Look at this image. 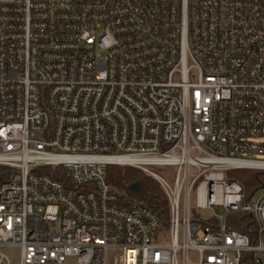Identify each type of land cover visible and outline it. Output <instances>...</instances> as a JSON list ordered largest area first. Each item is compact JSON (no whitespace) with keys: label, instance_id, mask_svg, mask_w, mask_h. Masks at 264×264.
<instances>
[{"label":"built area","instance_id":"built-area-1","mask_svg":"<svg viewBox=\"0 0 264 264\" xmlns=\"http://www.w3.org/2000/svg\"><path fill=\"white\" fill-rule=\"evenodd\" d=\"M254 156L264 0H0V248L19 264H264V185L233 175L264 172ZM113 166L154 179L167 219Z\"/></svg>","mask_w":264,"mask_h":264},{"label":"trees","instance_id":"trees-1","mask_svg":"<svg viewBox=\"0 0 264 264\" xmlns=\"http://www.w3.org/2000/svg\"><path fill=\"white\" fill-rule=\"evenodd\" d=\"M4 172V169L0 171ZM245 186L247 192H254L264 185V172L240 170L233 173ZM107 182L113 190L124 193L129 199H138L150 205L163 218L167 219L169 210L165 202V196L159 184L144 172L125 166H113L108 168ZM139 183L138 193L131 191L133 184ZM234 218V217H233ZM240 223L229 224L228 227L247 234L253 242V233L257 230V225L251 222V217L237 215ZM167 227V225H166ZM241 264H253V255L245 253Z\"/></svg>","mask_w":264,"mask_h":264},{"label":"rangeland","instance_id":"rangeland-1","mask_svg":"<svg viewBox=\"0 0 264 264\" xmlns=\"http://www.w3.org/2000/svg\"><path fill=\"white\" fill-rule=\"evenodd\" d=\"M254 158L264 159V157H259V156H254ZM153 170L155 173H157L158 175L163 176V177L171 178L174 175V172L171 168H153ZM119 193L122 196H125L124 193H121V192H119ZM215 213L217 215H224L225 210H223L221 208H216ZM199 215L201 216V218L209 219L212 216V213L210 211H200ZM0 253L4 254L9 259L11 264H19L20 255H21L20 249L15 248V247H5V248H0ZM191 259H192L193 263H196L197 262V255L195 253H191Z\"/></svg>","mask_w":264,"mask_h":264},{"label":"water","instance_id":"water-1","mask_svg":"<svg viewBox=\"0 0 264 264\" xmlns=\"http://www.w3.org/2000/svg\"><path fill=\"white\" fill-rule=\"evenodd\" d=\"M130 189L132 192L138 193L140 191L139 183L133 184Z\"/></svg>","mask_w":264,"mask_h":264}]
</instances>
